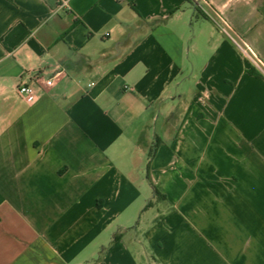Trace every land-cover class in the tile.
Listing matches in <instances>:
<instances>
[{
    "label": "crops",
    "instance_id": "0c3cea01",
    "mask_svg": "<svg viewBox=\"0 0 264 264\" xmlns=\"http://www.w3.org/2000/svg\"><path fill=\"white\" fill-rule=\"evenodd\" d=\"M217 13L264 63V0H0V264H264V68Z\"/></svg>",
    "mask_w": 264,
    "mask_h": 264
},
{
    "label": "built area",
    "instance_id": "2783aa9c",
    "mask_svg": "<svg viewBox=\"0 0 264 264\" xmlns=\"http://www.w3.org/2000/svg\"><path fill=\"white\" fill-rule=\"evenodd\" d=\"M212 19L219 29L235 44V47L244 58L248 59L252 65L256 67L261 69L264 68V63L255 54L256 52L253 48L240 39L230 25L224 21L218 13L217 16L212 17ZM61 72V69H59L50 77H45L43 73L36 72L31 76L29 81L22 79L17 85L16 91L26 103H32L38 96L36 87L40 85H44V87L51 86L55 82V78L60 75Z\"/></svg>",
    "mask_w": 264,
    "mask_h": 264
},
{
    "label": "trees",
    "instance_id": "16d2710c",
    "mask_svg": "<svg viewBox=\"0 0 264 264\" xmlns=\"http://www.w3.org/2000/svg\"><path fill=\"white\" fill-rule=\"evenodd\" d=\"M154 191H155V193H157V190L156 189Z\"/></svg>",
    "mask_w": 264,
    "mask_h": 264
}]
</instances>
